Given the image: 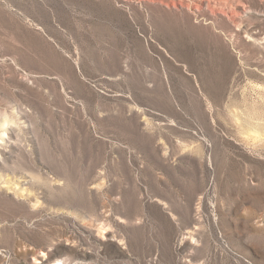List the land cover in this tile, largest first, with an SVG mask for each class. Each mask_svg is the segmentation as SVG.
I'll list each match as a JSON object with an SVG mask.
<instances>
[{"label": "rangeland", "instance_id": "1", "mask_svg": "<svg viewBox=\"0 0 264 264\" xmlns=\"http://www.w3.org/2000/svg\"><path fill=\"white\" fill-rule=\"evenodd\" d=\"M60 262L264 264V0H0V264Z\"/></svg>", "mask_w": 264, "mask_h": 264}, {"label": "bare ground", "instance_id": "2", "mask_svg": "<svg viewBox=\"0 0 264 264\" xmlns=\"http://www.w3.org/2000/svg\"><path fill=\"white\" fill-rule=\"evenodd\" d=\"M37 261V260H36ZM38 262H40V261H38ZM60 264H64L63 262H60Z\"/></svg>", "mask_w": 264, "mask_h": 264}]
</instances>
